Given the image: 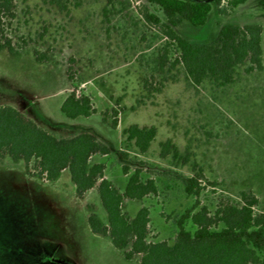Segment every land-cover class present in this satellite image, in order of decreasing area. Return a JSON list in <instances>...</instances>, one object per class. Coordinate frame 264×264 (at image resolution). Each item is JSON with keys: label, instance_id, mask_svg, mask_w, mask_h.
Masks as SVG:
<instances>
[{"label": "rangeland", "instance_id": "obj_1", "mask_svg": "<svg viewBox=\"0 0 264 264\" xmlns=\"http://www.w3.org/2000/svg\"><path fill=\"white\" fill-rule=\"evenodd\" d=\"M189 1L211 5L203 26L182 21L175 28L190 43H209L227 24L260 25L261 70L246 71V60L235 68L229 85L209 78L191 84L181 65H171L176 51L166 46L160 29L144 20L143 7L164 21L157 6L144 0H13L15 18L6 35L13 43L19 36L28 43L18 54L0 50V106H10L45 128L62 122L99 134L111 150L104 158L107 174L118 186L122 166L129 174L140 169L142 179L155 182V194L122 203L126 217L138 205L148 207L149 242L172 244L176 221L195 203V211L206 206L213 213L219 205L238 204L242 190L254 193L258 210L264 212V0H247L234 9L228 8L229 0ZM34 51L49 60L35 61ZM67 73L77 94L87 95L94 105L95 113L87 118L70 120L59 111L72 90ZM113 110L118 112L115 128ZM132 125L155 129L143 154L122 133ZM167 141L169 150L162 156ZM194 173L201 175L197 197L186 195L182 183ZM2 191L1 196L12 199L15 212L25 210L28 194ZM87 197L91 203L98 201L96 194ZM67 211L70 216L60 217L58 227L74 231V239L84 244L86 208L69 205ZM185 228L194 230L190 221ZM89 244L96 250L102 247L101 253L89 251V264H113L105 251L108 239L98 237Z\"/></svg>", "mask_w": 264, "mask_h": 264}, {"label": "trees", "instance_id": "obj_2", "mask_svg": "<svg viewBox=\"0 0 264 264\" xmlns=\"http://www.w3.org/2000/svg\"><path fill=\"white\" fill-rule=\"evenodd\" d=\"M13 0H0V50L18 54L26 46L22 36L13 43L6 35L7 26L14 20ZM157 6L160 16L148 12L141 14L146 22L157 26L166 46L173 47L176 57L172 66H182L191 84L200 85L212 79L219 86L234 81L235 68L249 61L246 71L261 70L262 27L257 24L222 26L215 38L206 44L190 43L183 39L175 28L186 21L194 27L206 23L210 3L189 0H144ZM247 0H229L228 8L234 9ZM218 2V1H217ZM225 12L224 9L220 10ZM164 59V57L162 56ZM37 62H47L45 53L34 51ZM72 90L60 105V112L68 119L88 117L95 113L94 105L87 95H78L72 77L66 74ZM112 127L117 126V111L113 110ZM122 133L127 142H132L139 153H145L154 139L155 129L139 128L135 125ZM170 143L162 145V156L168 153ZM109 148L90 133H80L71 138L56 137L33 120L10 106H0V160L6 155L13 162L23 161L28 174L46 181L55 180L67 169L75 185L76 194L96 188L106 213L107 225H103L94 212H89L87 222L94 234L109 235L112 244L124 251L126 259L140 255V264H264V212L258 210L259 199L250 190L238 193V204L219 205L213 213L206 206L195 209L198 203L186 210L176 221L177 233L172 244L167 241L146 240L149 228V209L141 206L133 219L122 212V200H142L157 191L152 179H142L140 169L129 174L126 166L121 167L127 176L124 192L120 194L112 183L104 178L105 165L89 164L94 155H109ZM200 173L184 178V193L197 197L201 190ZM90 208V207H89ZM190 221L194 230L188 231L185 223ZM222 225L217 229L218 225ZM129 248L126 250V248Z\"/></svg>", "mask_w": 264, "mask_h": 264}, {"label": "crops", "instance_id": "obj_3", "mask_svg": "<svg viewBox=\"0 0 264 264\" xmlns=\"http://www.w3.org/2000/svg\"><path fill=\"white\" fill-rule=\"evenodd\" d=\"M78 118L80 117L70 120ZM38 126L60 138H71L80 133H89L85 132L84 129L74 128L71 124L62 122L53 123L52 128ZM52 129L57 134H53ZM90 134L107 143L99 134ZM107 156L94 155L90 158L89 164L100 163L105 165L104 158ZM119 172L122 174L121 169ZM104 178L109 180L120 194L124 192L127 182L126 175L122 174V180L119 179L121 184L118 186L115 180L108 176L105 166ZM2 190L11 193L15 190H21L28 195L24 197L27 201L25 210L20 212H15L16 208L11 205L12 199L0 195V264H43L45 261L49 264H89L90 253L93 249L98 253L102 252V247H100L101 250H96L89 244L92 239L98 237H104L110 241L107 248L105 247V251L114 259L113 264H140L139 254L126 259L124 251L112 244L109 235L94 234L90 230L88 222V229L83 234L84 244H80L74 239L72 234L74 231L71 233L70 230L58 227L60 217L68 218L70 216L67 211L69 205L85 207L87 210L86 217H88L89 212H94L98 220L103 225H107L104 209L102 208L104 213L98 211L101 202L96 188L87 190L82 197H78L67 169L61 171L55 180L46 181L33 173L28 174L23 161L13 162L6 155L0 160V191ZM91 193L98 196L97 202H89L87 196ZM124 200L129 202L141 201L123 199L122 203ZM141 206H136L132 214L129 215V220L133 219ZM61 210L63 211L61 212ZM128 248L129 246L126 250Z\"/></svg>", "mask_w": 264, "mask_h": 264}]
</instances>
